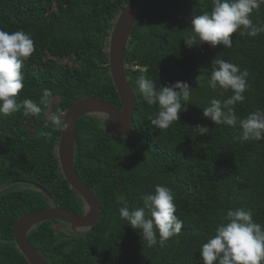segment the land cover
<instances>
[{"label": "trees", "instance_id": "1", "mask_svg": "<svg viewBox=\"0 0 264 264\" xmlns=\"http://www.w3.org/2000/svg\"><path fill=\"white\" fill-rule=\"evenodd\" d=\"M129 1L0 0V29L23 30L35 45L22 66L24 88L17 102L32 99L39 105L47 88L49 101L61 98L55 111L60 117V111L89 96L120 108L105 48L118 13ZM211 7L212 0H160L134 26L124 55L137 100L133 131L113 135L98 114L79 119L74 164L98 198L101 215L90 231L79 235L57 231L59 221L33 228L28 240L49 264H203L199 249L225 223L222 214L227 210L251 209L254 221L264 225V140L241 142L239 124L215 125L203 115L213 99L223 105L232 95L231 90L208 86L216 56L249 73L245 100L234 106L238 119L264 110V33H233L231 48L207 42L187 47L182 37L192 19ZM251 18L264 23V5ZM141 76L155 81L157 88L177 81L190 85L187 109L167 129L150 125L159 107L144 101L137 86ZM46 110L42 106L37 119L43 122ZM28 117L23 108L0 117V187L9 184L0 189V264H30L13 232L22 215L51 205L83 213L82 198L58 165L55 146L61 128L31 130L21 124ZM201 126L210 131L202 133ZM48 131L50 138L37 135ZM23 181L44 187L51 197L39 189L18 188ZM158 184L171 189L175 215L183 224L163 245L149 247L140 230L120 218L119 209L125 201L130 209L142 207L141 195L154 193Z\"/></svg>", "mask_w": 264, "mask_h": 264}, {"label": "clouds", "instance_id": "2", "mask_svg": "<svg viewBox=\"0 0 264 264\" xmlns=\"http://www.w3.org/2000/svg\"><path fill=\"white\" fill-rule=\"evenodd\" d=\"M264 0H212L210 12H203L191 21L189 32L182 40L187 47L207 42L211 47L233 46V33L241 37H257L264 33V23H254L253 12H259ZM35 51L34 40L23 30L8 32L0 29V117L11 116L23 108L25 116L39 118L43 111V126L51 129H67L68 123L52 111L49 89L43 90L39 105L32 99L21 103L17 95L24 88L23 64ZM248 71L239 65L217 56L212 60L208 86L212 90H231L232 95L223 101L213 99L210 106L203 108L204 117L215 125L226 124L236 128L239 124L241 142L264 140V110L257 109L244 119H238L234 106L245 100L248 89ZM137 86L148 105H157L159 112L150 118V125L156 130H164L174 121L180 120V112L187 109L190 98V85L177 81L157 88L155 81L141 76ZM227 109V111H225ZM202 133L210 131L203 127ZM213 130V129H212ZM211 130V131H212ZM38 136L51 137V131L39 132ZM142 207L130 209L127 202L119 209V215L133 229L140 230L143 243L149 247L163 245L174 235L180 233L183 222L175 215V197L171 189L156 185L154 193L141 195ZM146 212L148 218H146ZM225 223L215 229V234L199 249L203 264H264V225L253 219L251 209H229L222 214ZM155 229V230H154ZM157 231L159 241H157Z\"/></svg>", "mask_w": 264, "mask_h": 264}, {"label": "water", "instance_id": "3", "mask_svg": "<svg viewBox=\"0 0 264 264\" xmlns=\"http://www.w3.org/2000/svg\"><path fill=\"white\" fill-rule=\"evenodd\" d=\"M160 0H130L118 13L106 42V52L109 59V74L119 94L122 106L119 108L103 98L89 96L73 102L64 111H60L62 120L68 123L67 129H61L55 146L58 165L64 178L72 190H75L83 200V213L57 205H51L41 210L22 215L13 225L15 242L30 264H49L28 240L29 232L45 221L55 223L56 230L69 229L76 234L90 231L98 222L101 207L93 191L78 175L74 164V153L77 140V123L87 114H99L105 117L107 128L117 136L128 135L134 128V112L136 110V95L125 71L124 55L131 32L147 10ZM61 98L54 96L50 100L52 111H56ZM34 120L33 117L27 118ZM22 124V123H21ZM48 197L49 192L42 186L34 185Z\"/></svg>", "mask_w": 264, "mask_h": 264}, {"label": "flooded vegetation", "instance_id": "4", "mask_svg": "<svg viewBox=\"0 0 264 264\" xmlns=\"http://www.w3.org/2000/svg\"><path fill=\"white\" fill-rule=\"evenodd\" d=\"M31 117V116H30ZM30 117H28V118H30ZM34 118V117H33ZM42 119V118H41ZM23 122H26V124H27V127L29 128V129H31V130H35L36 128H38V127H40V126H43V122H42V120H40V119H37V118H34V120H32V119H25L24 121H22V124H23ZM21 185H24L25 187H23V186H21ZM9 186V184H6V185H3V186H1L0 187V189H2V188H5V187H8ZM17 187L18 188H22V189H31V188H33V189H36L35 187H34V185H32V184H30L29 182H19V185H17ZM57 221V220H56ZM56 223V222H55Z\"/></svg>", "mask_w": 264, "mask_h": 264}, {"label": "rangeland", "instance_id": "5", "mask_svg": "<svg viewBox=\"0 0 264 264\" xmlns=\"http://www.w3.org/2000/svg\"><path fill=\"white\" fill-rule=\"evenodd\" d=\"M99 115V114H98ZM104 119H103V122L106 124V126H107V123H106V120H105V117H103ZM21 186H23V187H25L24 185H21ZM54 226H56L55 224H54ZM67 231H69V229H67Z\"/></svg>", "mask_w": 264, "mask_h": 264}]
</instances>
